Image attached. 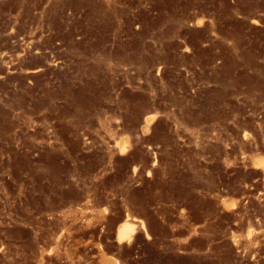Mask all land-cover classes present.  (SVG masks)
<instances>
[{
	"label": "rangeland",
	"instance_id": "rangeland-1",
	"mask_svg": "<svg viewBox=\"0 0 264 264\" xmlns=\"http://www.w3.org/2000/svg\"><path fill=\"white\" fill-rule=\"evenodd\" d=\"M0 264H264V0H0Z\"/></svg>",
	"mask_w": 264,
	"mask_h": 264
},
{
	"label": "bare ground",
	"instance_id": "bare-ground-1",
	"mask_svg": "<svg viewBox=\"0 0 264 264\" xmlns=\"http://www.w3.org/2000/svg\"><path fill=\"white\" fill-rule=\"evenodd\" d=\"M127 232H128V228L126 227L122 229L121 231H119V239H122L126 235Z\"/></svg>",
	"mask_w": 264,
	"mask_h": 264
}]
</instances>
